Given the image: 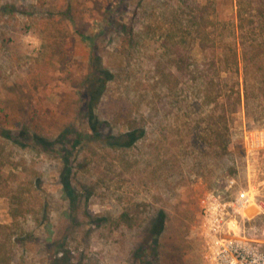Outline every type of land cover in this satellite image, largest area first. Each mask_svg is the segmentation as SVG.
Returning <instances> with one entry per match:
<instances>
[{
    "label": "rangeland",
    "instance_id": "rangeland-1",
    "mask_svg": "<svg viewBox=\"0 0 264 264\" xmlns=\"http://www.w3.org/2000/svg\"><path fill=\"white\" fill-rule=\"evenodd\" d=\"M175 1L0 3V150L11 158L15 184L31 210L18 227L0 231L2 240L14 236L7 246L10 264H203L198 198L207 191L250 190L264 202V152L246 157L242 143L244 130H264V93L258 94L256 82L248 108L242 93L226 121L218 108L209 117L202 80L159 92L153 63ZM217 2V16L231 23L234 1ZM92 55L113 75L95 111L105 139L89 131L80 109L83 81L96 64ZM207 57L198 48L191 51L197 65ZM239 67L242 82L241 61ZM114 99L129 105L134 117L144 116L145 135L124 152L104 146L106 136L124 131L109 115L119 104ZM79 134L81 145L75 143ZM67 161L71 174L64 181ZM231 179L236 185L227 189ZM160 212L165 227L155 254L146 248L141 255L147 227ZM0 224H10L2 197ZM263 226L259 216L246 223L257 238H264Z\"/></svg>",
    "mask_w": 264,
    "mask_h": 264
},
{
    "label": "trees",
    "instance_id": "trees-1",
    "mask_svg": "<svg viewBox=\"0 0 264 264\" xmlns=\"http://www.w3.org/2000/svg\"><path fill=\"white\" fill-rule=\"evenodd\" d=\"M217 1L208 0L206 5L202 4V0L175 1L177 6L172 9L167 28L160 36L162 53L154 58L152 76L160 84L161 91L159 92L161 93L164 91L169 93L180 84L198 83L202 80L204 89L208 91L206 99L212 106L209 117L213 118L214 111L218 108L222 119L226 121L237 112L241 104L242 93L244 105L248 108L252 93H254L252 90L254 81L258 85L256 88L258 94L264 93V24L254 20L255 17L264 19V12L260 8L256 9V7H264V0H232L234 1L235 19L231 23L217 16ZM1 12L3 11L0 10ZM224 33L228 34L227 39L226 37L224 39ZM127 35L130 36L129 40L133 38V27H130ZM190 39H192L191 42H187ZM229 39L231 41L228 44L226 41ZM195 48L205 52L208 56L200 65H197L191 58V51ZM94 60L95 66L89 68L90 71L83 81L85 103L80 109L87 117L86 127H89V131L101 139L105 137L104 126L98 122L95 111L102 104L101 99L105 94L107 84L113 81V75L108 71H102L100 59L92 55L91 61L94 62ZM240 61L243 63L242 82H240ZM1 74L0 70V79ZM222 75L225 77L222 78ZM215 81L218 86L215 85ZM214 90L216 94L212 97L211 92ZM114 102L119 104L116 108L110 109L109 115L115 118L114 121L122 122L121 126L124 131L115 137L106 136L104 146L124 152L134 147L135 143L145 135V129L141 124L144 116L134 117L129 105L121 102V99L118 101L114 99ZM82 134L78 135L75 143L80 145L85 143L82 142L84 137ZM85 135L90 136L88 133ZM10 139V136L6 134L4 140L11 141ZM226 145L223 148H226ZM69 164L70 162L67 161L61 169L64 181L71 174ZM12 165L9 155L1 149L0 197L7 203L10 220L9 225L0 224L1 232L10 231L14 226L18 227L19 221L24 220L31 211L26 204L27 199L23 198L25 194L21 186L15 184L16 174L13 172ZM66 186H68L67 183H65ZM69 192L68 190V194ZM120 219L124 222L128 221L125 214H122ZM164 227L165 216L160 212L159 216L151 220L147 227L148 235L139 250L141 255L146 248L151 251L152 255L155 254L154 249ZM4 236L3 240L0 236V264H10V251L7 246L14 236L10 233ZM143 263L150 264V262Z\"/></svg>",
    "mask_w": 264,
    "mask_h": 264
},
{
    "label": "built area",
    "instance_id": "built-area-1",
    "mask_svg": "<svg viewBox=\"0 0 264 264\" xmlns=\"http://www.w3.org/2000/svg\"><path fill=\"white\" fill-rule=\"evenodd\" d=\"M242 140L246 157L264 152V130H244ZM235 183L228 180L227 189ZM198 203L203 264H264V238L249 234L246 228L258 216L264 221V202L257 201L250 190H237L207 191ZM251 208L257 212L248 214ZM261 232L264 236V226Z\"/></svg>",
    "mask_w": 264,
    "mask_h": 264
}]
</instances>
